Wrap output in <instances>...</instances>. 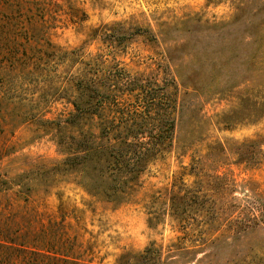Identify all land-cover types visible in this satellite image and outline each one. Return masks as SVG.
<instances>
[{"label":"rangeland","instance_id":"1","mask_svg":"<svg viewBox=\"0 0 264 264\" xmlns=\"http://www.w3.org/2000/svg\"><path fill=\"white\" fill-rule=\"evenodd\" d=\"M115 66L178 86L169 151L117 204L43 174L65 154L41 125L73 109V76ZM0 185V264L151 243L161 264H264V0H0Z\"/></svg>","mask_w":264,"mask_h":264},{"label":"trees","instance_id":"2","mask_svg":"<svg viewBox=\"0 0 264 264\" xmlns=\"http://www.w3.org/2000/svg\"><path fill=\"white\" fill-rule=\"evenodd\" d=\"M45 44L52 52L59 50L47 40ZM69 83L68 101L73 109L64 117L41 120L65 154L63 160L43 169V174L77 178L76 183L89 195L122 203L139 187L148 166L170 149L178 86L175 81L159 84L130 78L117 66L100 77H88L85 68ZM254 108L252 102L249 110ZM233 114L236 110L223 122L229 125L239 120ZM65 257L59 264H83L80 258L70 262ZM86 264H92L91 260ZM118 264H161L160 251L151 243L142 252L123 254Z\"/></svg>","mask_w":264,"mask_h":264}]
</instances>
